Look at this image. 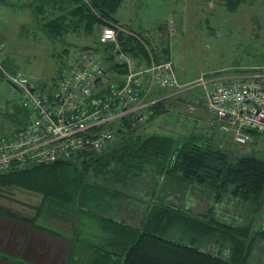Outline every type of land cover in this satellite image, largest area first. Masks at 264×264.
<instances>
[{
	"label": "trees",
	"instance_id": "1",
	"mask_svg": "<svg viewBox=\"0 0 264 264\" xmlns=\"http://www.w3.org/2000/svg\"><path fill=\"white\" fill-rule=\"evenodd\" d=\"M244 1L220 0L228 10L238 9ZM122 2L123 0L26 2L33 20L38 22L49 38L66 41L71 34L97 38L98 42L95 45L88 44L87 50L106 66L107 78L98 83V88L93 93L95 97H104L113 84H117L109 81V77L115 75L114 71L122 73L127 70L126 64L120 63L126 62V56H131L138 64L144 65L149 63L150 54L156 59L171 57L164 52H161L164 55L158 54L147 44L145 37L132 33L121 24L115 13ZM101 25L115 27L116 41L102 42L99 39L95 28ZM83 45L85 44L79 45L72 41L74 48L83 49ZM70 48L65 45L61 50L64 56L60 60V71L73 49ZM164 51L168 50L165 48ZM14 59L7 56L3 60L6 69L18 66L13 64L16 62ZM236 69L240 73L251 71L248 68ZM0 74L5 77L3 72ZM164 90H155L151 95L159 96L165 93ZM164 103V98H160L153 105L149 119L165 111ZM216 119L218 118L214 116V122ZM123 121L122 125L126 126V130L123 132L122 126L119 127L118 140L100 152L84 149L79 155L69 159L13 165L0 172V191L18 188L40 194L39 202L31 205L34 209L32 214H21L1 203L0 214L52 237H62L68 243V248L61 264H256L257 253L261 255L259 264H264V226L254 227L251 216L246 215L243 220L236 215H231V218L228 212L220 215L214 204L235 200V206L241 202L250 204L255 213L264 206V152L260 153L249 145L239 146L232 136L235 145L234 148L229 147L227 144L230 139H218L217 132L216 142L199 143L191 136L157 131L148 133L138 125L128 124L125 119ZM216 123L220 131V122ZM246 131L253 136L259 133L251 129ZM254 140L256 142L258 137L253 138ZM238 149H244V152H237ZM146 169L151 171V180L148 182L150 189L146 188L151 193V200L145 212L140 214L135 211L139 206L131 207L130 211V207L123 205V201L131 199L132 193H142L144 189L133 187L132 182ZM98 176L101 179H96ZM202 186L210 190L214 200L206 211H196L191 207L195 201L190 196L191 193H187ZM179 188H187L185 196L181 195ZM173 195L180 200L175 201ZM157 196H166V200H158ZM81 209L112 223L107 238L109 248L97 246L94 253H90L80 245L76 247L75 242L79 237L76 222ZM134 212L136 213L133 214ZM243 212H246L245 206ZM60 217L71 221L69 232H62L51 224L52 220ZM130 217L137 218L138 222L133 224L129 221ZM234 217L238 220H233ZM56 224L59 225L57 220ZM180 224L184 225L185 230L182 231L189 234L187 241L168 234ZM8 235L11 236L10 231ZM68 236L74 238L72 242ZM0 258L13 263L24 259L35 262L32 258L23 257L4 247L0 248Z\"/></svg>",
	"mask_w": 264,
	"mask_h": 264
},
{
	"label": "rangeland",
	"instance_id": "2",
	"mask_svg": "<svg viewBox=\"0 0 264 264\" xmlns=\"http://www.w3.org/2000/svg\"><path fill=\"white\" fill-rule=\"evenodd\" d=\"M27 1L0 0V42L5 44L0 52V62L13 54L16 61L13 64L20 66L37 84H42L59 75L62 63L60 60L64 56L61 50L65 45L74 49L72 41H76L79 45H95L94 43L98 41L97 38L93 39L89 35L75 34L68 35L66 41L49 38L39 27L38 22L33 20L31 9L26 5ZM115 16L127 30L145 37L152 50H156L160 55H164L161 52L170 55L180 81L179 86L167 90V92L172 91L173 95L164 101L165 111L150 118L145 124L135 125L148 133L157 131L176 136H191L199 143L216 142V131L208 123L211 113L200 102V97L204 102V94L196 80L203 73L230 76L249 74L255 68L264 67V0H245L236 10H228L220 0H123ZM103 26H96L97 35L100 36ZM165 48L167 52L164 51ZM253 64L258 66L253 67ZM236 68H248L251 71L240 73ZM124 78L125 73L117 72L109 77V81L119 84ZM20 97V91L0 74V138L7 136L15 127L26 122L28 108ZM194 104L200 106V109ZM200 110L203 116L205 114V120L195 119V113ZM216 121L221 122L218 119ZM114 124L116 129L122 126L123 132L126 130L122 122H114ZM233 127L235 128L236 125L234 124ZM220 131L227 135L233 134L232 129ZM255 137H258L256 142L253 141ZM225 139L230 138L225 137ZM252 141L246 145L263 153L264 134H254ZM237 152H244V149H238ZM150 173L151 171L146 169L132 182L133 187L145 191L140 194L132 193L131 199L123 201V205L130 207L128 210L132 211L131 207L139 206L135 211H139L140 214L145 212L151 200V193L146 191V188L150 189L148 188ZM96 179L101 177L98 176ZM13 189L6 188L0 191V203L21 214H32L34 209L31 205L39 202L40 194L26 189ZM186 189L178 190L185 196ZM165 192L162 193L166 194ZM187 194L193 197L195 204L191 207L196 211H206L214 200L210 190L203 186L195 187ZM157 198L166 200V196H157ZM173 199L180 200L174 195ZM235 203V200L231 202L224 200L214 204L219 209V212H216L220 215L228 212L230 217L236 215L243 220L247 215L254 219V227L264 226V206L255 213L250 204L241 202L235 206ZM124 215L123 217L126 218L127 213ZM78 217L76 227L79 237L77 241L75 239L76 247L80 245L90 253H94L97 246L109 248L107 238L112 223L84 209L79 211ZM118 217L121 218L119 215ZM56 220L59 225L56 224ZM56 220L51 222L53 227L56 226L62 232L71 230L70 220L61 217ZM233 220L238 219L234 217ZM129 221L133 224L138 222L134 217H130ZM27 228L28 225L0 214V248L18 252L21 256L38 262H28L24 259L13 263L0 258V264H61L68 243L60 236L52 237L45 232L33 228L27 230ZM182 230H185L184 225L180 224L168 234L187 241L189 234H185ZM9 231L11 236L8 235ZM62 236L65 237V234ZM68 239L72 242L74 238L70 236ZM257 254L255 263L259 264L261 255Z\"/></svg>",
	"mask_w": 264,
	"mask_h": 264
},
{
	"label": "built area",
	"instance_id": "3",
	"mask_svg": "<svg viewBox=\"0 0 264 264\" xmlns=\"http://www.w3.org/2000/svg\"><path fill=\"white\" fill-rule=\"evenodd\" d=\"M100 40L116 41L115 27L104 25ZM4 47L0 42V52ZM125 59L120 62L127 67L125 78L102 98L93 93L106 81L107 69L88 50L72 49L59 75L42 84L20 66L9 70L0 62V70L20 91L29 111L21 127L0 138V172L13 165L69 159L84 149L100 152L119 138L114 122L145 124L159 99L153 91L174 89L180 81L171 59L150 54L149 63L138 67L133 58ZM196 83L208 111L221 121V130L232 129L239 146L252 141L246 129L264 134V67L230 76L203 73Z\"/></svg>",
	"mask_w": 264,
	"mask_h": 264
},
{
	"label": "crops",
	"instance_id": "4",
	"mask_svg": "<svg viewBox=\"0 0 264 264\" xmlns=\"http://www.w3.org/2000/svg\"><path fill=\"white\" fill-rule=\"evenodd\" d=\"M121 24H123V23H121ZM123 26V25H122ZM126 30V29H125ZM12 59H14L15 58V56L13 55V54H11V56H10ZM134 59V58H133ZM15 60V59H14ZM134 62H135V66H139V65H143V64H139L138 65V63L136 62V60L134 59ZM253 67L254 66H258V64H253L252 65ZM25 73V72H24ZM26 74V73H25ZM234 75V74H233ZM165 91V93L164 94H161V96L159 95L158 97L159 98H164V101H166V99H169V98H171L172 97V91H166V90H164ZM180 97V96H179ZM201 98V97H200ZM191 99V98H190ZM192 100H195V99H192ZM200 102L201 103H203V105H204V108L205 109H207V107H206V105H205V102H203V101H201L200 100ZM196 107H197V109L199 108L200 109V106H198L197 104H194ZM202 109V108H201ZM196 118L195 119H201V120H205V114H204V116H203V114H202V111L200 110V111H197L196 113H195V115H194ZM209 120H208V123L215 129V131H216V129H217V123L216 122H214V116H211V114H210V117L208 118ZM217 130H219V129H217ZM217 132V131H216ZM218 134H219V137H218V139L219 138H221V139H225V137H228V138H230V141L229 142H232V143H229L228 142V144L227 145H230L231 147H233L234 148V145H235V143L232 141V138H231V136L232 135H227V134H225L224 132H221V131H219V132H217V136H218Z\"/></svg>",
	"mask_w": 264,
	"mask_h": 264
},
{
	"label": "water",
	"instance_id": "5",
	"mask_svg": "<svg viewBox=\"0 0 264 264\" xmlns=\"http://www.w3.org/2000/svg\"><path fill=\"white\" fill-rule=\"evenodd\" d=\"M89 45H83V49H88Z\"/></svg>",
	"mask_w": 264,
	"mask_h": 264
}]
</instances>
